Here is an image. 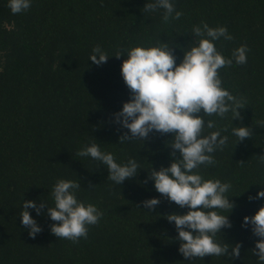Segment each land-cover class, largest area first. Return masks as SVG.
Returning a JSON list of instances; mask_svg holds the SVG:
<instances>
[{
  "label": "trees",
  "instance_id": "trees-1",
  "mask_svg": "<svg viewBox=\"0 0 264 264\" xmlns=\"http://www.w3.org/2000/svg\"><path fill=\"white\" fill-rule=\"evenodd\" d=\"M148 2L153 0H31L27 11L13 14L9 0H0V264H260L252 254L259 238L251 225H242L264 206V198L249 200L264 189L258 160L264 155V0H170L182 15L168 22L163 9L144 12ZM203 23L226 27L233 37L214 42L233 59L219 75L222 87L246 102L239 110L242 120H232L231 112L205 117L216 127L205 126L203 135L221 131L228 142L212 154L213 165L195 170L204 180L231 185L225 195L236 206L230 213L215 210L228 215L232 227L215 239L241 244L239 258L232 259L189 260L179 252L175 223L166 216L189 209L163 197L148 179L151 169L170 166L171 134L119 143L128 130L114 122L131 98L121 75L128 50L166 43L179 65L184 52L198 46L192 29ZM97 45L110 56L99 66L90 59ZM242 45L248 52L241 65L232 53ZM118 50H124L119 59ZM241 126L253 136L237 143L231 129ZM93 143L118 164L136 160L137 175L121 185L107 179L106 165L77 155ZM59 180L78 181L77 200L103 213L76 243L50 230L58 222L47 215V206H55L52 189ZM152 198L161 202L149 210L142 202ZM24 200L47 204L40 215L28 209L42 228L35 238L21 223Z\"/></svg>",
  "mask_w": 264,
  "mask_h": 264
},
{
  "label": "clouds",
  "instance_id": "clouds-1",
  "mask_svg": "<svg viewBox=\"0 0 264 264\" xmlns=\"http://www.w3.org/2000/svg\"><path fill=\"white\" fill-rule=\"evenodd\" d=\"M8 7L13 14H20L31 7V0H9ZM164 10L163 20L179 19L181 12L175 11L170 0H153L144 5V12ZM175 15L173 16V12ZM198 40V46H193L184 52L179 65L171 47L161 43L154 47H134L128 50L127 58L121 65V75L128 87L131 98L123 104L122 110L114 114V122L127 129L119 137V143L132 139L147 140L150 133L171 134V143L166 146L172 149L173 160L169 167H161L158 171L151 169L148 179L154 181L158 193L174 202L180 208H188L186 214L172 213L166 216L175 223L180 241L179 252L189 260L203 259L206 256H227L230 259L239 258L241 244L234 247L230 244L218 243L217 233L232 225L228 215H221L219 210L229 213L236 206L225 194L231 188L229 183L220 180H204L197 170L201 165H213V153L223 150L228 142L227 136H221V131L203 135L205 126L215 128L212 120L205 117L218 115L224 118L229 112L232 120H242L240 109L246 102L233 96L222 87L219 75L221 68L230 66L233 59L225 58L215 47V41L220 38L232 40L226 27L210 28L207 23L194 26L192 29ZM91 61L99 66L109 59L108 53L99 45L93 48ZM248 48L242 45L235 49L232 57L237 64L247 62ZM116 58L124 56V50H118ZM264 127V122H260ZM224 132L228 128L223 129ZM232 135L237 137V143L253 136L249 127H232ZM236 143V144H237ZM177 152L179 159L176 158ZM78 156L100 161L107 166L108 177L117 185L135 177L140 169L136 160L130 159L127 164H118L112 153L102 152L96 143L83 148ZM264 165V155L258 157ZM243 163V162H240ZM147 181H145L146 183ZM80 183L73 180H59L52 189L54 207H48L42 201L39 205L32 200H24L21 212V223L28 229L30 237L42 231L37 221L28 209H35L37 215L47 206V215L52 221L58 222L50 226L51 232L58 238L70 240L73 243L80 238H87L89 225H96L103 213L91 203L85 205L76 197ZM264 198V189L249 200ZM158 198L143 201V206L149 210L160 204ZM251 225L254 236L259 239L255 243L252 254L264 264V206L252 217L245 216L242 227ZM231 248V252H229Z\"/></svg>",
  "mask_w": 264,
  "mask_h": 264
}]
</instances>
